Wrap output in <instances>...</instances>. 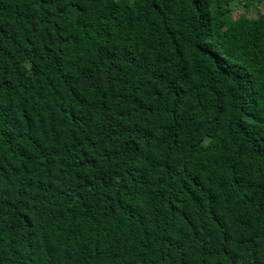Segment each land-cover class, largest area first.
Instances as JSON below:
<instances>
[{
	"label": "trees",
	"instance_id": "1",
	"mask_svg": "<svg viewBox=\"0 0 264 264\" xmlns=\"http://www.w3.org/2000/svg\"><path fill=\"white\" fill-rule=\"evenodd\" d=\"M0 264H264V0H0Z\"/></svg>",
	"mask_w": 264,
	"mask_h": 264
}]
</instances>
